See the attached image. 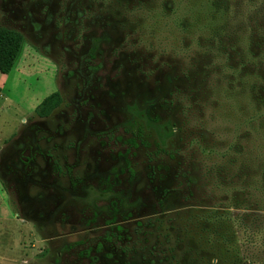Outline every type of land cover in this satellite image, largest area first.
I'll return each mask as SVG.
<instances>
[{"label":"rangeland","instance_id":"1","mask_svg":"<svg viewBox=\"0 0 264 264\" xmlns=\"http://www.w3.org/2000/svg\"><path fill=\"white\" fill-rule=\"evenodd\" d=\"M0 28V264H264V0H0Z\"/></svg>","mask_w":264,"mask_h":264},{"label":"flooded vegetation","instance_id":"2","mask_svg":"<svg viewBox=\"0 0 264 264\" xmlns=\"http://www.w3.org/2000/svg\"><path fill=\"white\" fill-rule=\"evenodd\" d=\"M156 121H154L153 123H155ZM159 128V127H158ZM159 130V129H158ZM157 132H160V131H157ZM130 143L132 144V145H134V146H136V140L135 139H131L130 140ZM130 149V148H129ZM127 153L126 154H128V150L126 151ZM126 157L124 156V159H125ZM19 159H20V161H21V163L23 164V166L24 165H26L27 164V162H30L31 161V159L30 158H25V159H22V157H19ZM128 163H126V167H128ZM129 168V167H128ZM118 171H120V172H123V170L120 168V170L118 169ZM4 188V187H3ZM75 188H76V184L75 183H73V188H70V189H68L69 190V195H70V193L71 192H73L74 194H75ZM103 188V187H102ZM105 188V189H104ZM104 188L103 189H91V190H89L91 193H96V195H94V197H95V199L93 200L92 199V196L90 197V199H84L85 201H86V203H88L87 205H88V207H90V209L93 211V215H92V217L90 218V222L91 223H95V222H97V219L99 218V217H101V215H102V213L103 212H105V210L106 211H108V213L111 215V218H109V220L107 221V223L108 224H110V225H114V224H116L117 223V219L116 218H118V214L121 212V209L123 208V207H125L124 206V202H123V200L120 198V197H118L117 196V198L113 201V202H111V204H110V207H106L105 208V210L104 209H101L100 210V208L96 205V201H97V198L98 197H100V194L99 193H103V194H105V193H107V192H109V191H112L113 190V188H112V186L108 183V184H106L105 186H104ZM4 190V193H5V197H7V198H9V195L10 194H8L7 192H6V190L5 189H3ZM85 190V189H84ZM86 191V190H85ZM98 193V194H97ZM9 200V199H8ZM90 200H92V201H90ZM23 201H24V203H27V201H28V198L27 199H23ZM92 202V203H91ZM16 215H18V214H15V216ZM30 218V217H29ZM27 221H29V220H27ZM100 247H101V245L99 244L98 245V248L97 249H95V250H97L98 251V249H100ZM69 251H71V250H73V245H69ZM94 250V249H93ZM91 248H87L86 250H83L82 252H80V255H83V256H91V254L90 253H92V251H93Z\"/></svg>","mask_w":264,"mask_h":264},{"label":"trees","instance_id":"3","mask_svg":"<svg viewBox=\"0 0 264 264\" xmlns=\"http://www.w3.org/2000/svg\"><path fill=\"white\" fill-rule=\"evenodd\" d=\"M11 38H13L12 31L0 28V60L4 57Z\"/></svg>","mask_w":264,"mask_h":264}]
</instances>
